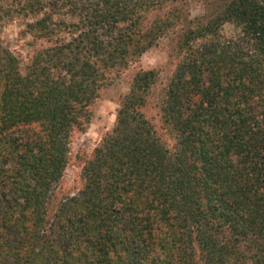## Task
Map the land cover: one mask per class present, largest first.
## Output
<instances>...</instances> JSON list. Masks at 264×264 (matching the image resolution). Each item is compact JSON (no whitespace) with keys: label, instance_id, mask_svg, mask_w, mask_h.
I'll return each mask as SVG.
<instances>
[{"label":"trees","instance_id":"1","mask_svg":"<svg viewBox=\"0 0 264 264\" xmlns=\"http://www.w3.org/2000/svg\"><path fill=\"white\" fill-rule=\"evenodd\" d=\"M182 0H23L24 72L0 42V264H264V0H227L176 42L158 133L135 74L113 128L61 191L72 135ZM238 37L218 35L224 23Z\"/></svg>","mask_w":264,"mask_h":264},{"label":"rangeland","instance_id":"2","mask_svg":"<svg viewBox=\"0 0 264 264\" xmlns=\"http://www.w3.org/2000/svg\"><path fill=\"white\" fill-rule=\"evenodd\" d=\"M227 0H182L183 21L169 34L139 54L132 57L127 68L109 75V84L100 92L91 107V119L82 132L72 135L69 145L68 162L61 178V191L75 194L83 186L82 168L100 143L102 137L114 126L116 113L131 89L135 74L141 70H154L156 78L145 95V116L154 125L158 133L167 137L162 121L161 106L168 80L177 62L176 42L189 28L204 24L210 16H215ZM23 0H0L2 11H17ZM42 14L28 16L13 13L0 19V42L19 57L20 69L24 72L36 50L46 46L42 40H35L28 32L27 24L41 17ZM240 28L232 23H224L218 29V35L238 37Z\"/></svg>","mask_w":264,"mask_h":264}]
</instances>
